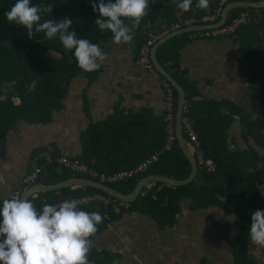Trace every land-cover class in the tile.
Here are the masks:
<instances>
[{
	"label": "trees",
	"instance_id": "1",
	"mask_svg": "<svg viewBox=\"0 0 264 264\" xmlns=\"http://www.w3.org/2000/svg\"><path fill=\"white\" fill-rule=\"evenodd\" d=\"M15 2L16 0H0V158L4 156L5 136L17 122H50L52 113L62 107V99L71 79L83 77L87 87L100 70H81L73 53L66 51L58 39L48 40L44 33H37L29 39L27 30L22 25L9 23L5 16ZM98 2L99 0H31L33 5L52 4V12L44 14L41 22L47 19H71L73 23L69 31L75 30L77 38H87L92 43L99 44L102 49V43L111 39L112 35L108 31L101 32L95 26L99 13L93 12L92 4ZM177 3L178 0H149L148 15L143 18L132 40L134 59L147 29L173 22L176 14L199 17L213 7L212 3L208 10H201L196 7V0H193L192 10L183 12L177 8ZM242 10L248 12L249 23L225 37L231 38L237 45L236 72L245 84L246 97L252 109L257 112L256 115L248 119L244 109L228 99H194L198 91L178 63L179 50L192 39L184 31L161 43L155 51V58L181 86L202 156L213 161L214 169L207 171L204 167H197L194 179L182 185L148 183L126 205H119L118 200L108 196L110 203L107 205L91 203L79 206L85 211H99L104 217L95 236L105 230L108 223L128 212L149 217L158 229L172 227L180 211L179 203L186 199L190 210L229 208L237 225L236 233L228 239L231 264H255L247 253V246L250 241L251 214L257 209L264 210V196L257 188L264 185V6L234 8L228 12L227 18ZM45 52L56 56H45ZM173 96L175 108L174 90ZM80 100L82 112L88 117L84 89ZM233 121L238 123L239 138L243 145H237L231 138L232 147H229L226 131ZM182 137L191 150L184 131ZM163 140L162 113L154 115L145 107L126 114L116 109L105 119L88 123L80 133L82 152L73 157L97 171L110 173L132 167L153 151H159L157 160L143 173L124 181L106 184L125 194L140 177L147 174L175 180L188 175L189 163L176 140L168 151H161ZM50 146L52 149L47 152L50 159H53L60 153ZM43 150L46 147L42 146L36 152ZM35 164L42 166L35 180L42 184H52L73 176L84 177L60 168L53 161L46 162L44 157H40ZM94 191L98 190L81 186L63 187L37 193L34 198L27 200H31L39 211L43 203L50 204ZM115 256V253L106 249L92 248L88 259L91 264H109Z\"/></svg>",
	"mask_w": 264,
	"mask_h": 264
},
{
	"label": "crops",
	"instance_id": "2",
	"mask_svg": "<svg viewBox=\"0 0 264 264\" xmlns=\"http://www.w3.org/2000/svg\"><path fill=\"white\" fill-rule=\"evenodd\" d=\"M212 3L213 0H210L205 10ZM102 51L106 53V59L100 62L96 78L87 87L85 78H72L62 99V107L52 113L50 122L29 124L19 121L6 134L4 156L0 158V205L7 199L16 179L40 157L48 156L45 155L48 149L37 153L38 147L50 143L59 153L78 156L82 152L80 133L89 122L103 120L116 109L126 114L145 107L154 115L162 113L163 102L157 79L135 65L132 41L117 45L111 38L102 43ZM237 56V45L229 37L192 39L187 42L178 52V63L198 91L194 99L224 98L234 103L242 92L246 97L245 84L236 72ZM83 89L88 117L81 108L80 94ZM244 104L248 105V101L245 100ZM52 125L56 128L55 136L48 131ZM179 206L176 222L170 227L177 226L178 231L167 229L172 236L177 235V240L172 241L175 244L174 253L179 249L181 252L182 246H186L194 252L193 256L190 252H184L190 257L189 264H231L228 239L236 233L237 225L230 217L229 208L208 207L201 210H210L209 213L193 216L190 213L194 210L188 208V200L182 199ZM141 215L137 212L123 213L115 221L127 218L141 224L146 221ZM139 218L143 221L140 222ZM225 227L229 230H225ZM108 251L112 252L110 249ZM247 253L255 264H264V247L255 246L249 241ZM174 260L173 264H181L175 257Z\"/></svg>",
	"mask_w": 264,
	"mask_h": 264
},
{
	"label": "clouds",
	"instance_id": "3",
	"mask_svg": "<svg viewBox=\"0 0 264 264\" xmlns=\"http://www.w3.org/2000/svg\"><path fill=\"white\" fill-rule=\"evenodd\" d=\"M154 2V0H152ZM210 0H196L203 10ZM177 8L191 11L193 0H178ZM149 0H99L92 4L99 16L95 26L112 35L119 45L133 40L136 30L148 15ZM52 4L33 5L31 0H16L5 13L9 23L22 25L29 39L44 33L46 39H58L66 51L72 52L78 67L94 72L101 67L106 53L97 43L87 38H77L75 30L69 31L73 21L47 19ZM264 196V185L257 187ZM104 217L99 211H85L74 199L66 198L57 204L43 203L37 210L31 200L5 199L0 206V264H90L88 256L94 247L93 240ZM249 238L253 245L264 247V210L251 214Z\"/></svg>",
	"mask_w": 264,
	"mask_h": 264
},
{
	"label": "built area",
	"instance_id": "4",
	"mask_svg": "<svg viewBox=\"0 0 264 264\" xmlns=\"http://www.w3.org/2000/svg\"><path fill=\"white\" fill-rule=\"evenodd\" d=\"M229 0H213V7L209 12H206L199 17H183L180 14H176V19L167 25H161L158 28L147 29L144 33V38L140 42L137 49V57L134 59V63L137 67L143 71L151 74L157 79V87L162 96L163 110H162V121L164 123V140L162 143L161 151H168L175 140L174 131V96L173 88L170 83L162 77L154 68L151 62V50L155 42L163 36H166L172 32L187 29L190 27H196L201 25H208L201 29H194L186 31L190 39H216L234 34V32L243 25H246L250 21L249 14L246 10L239 11L235 15L226 19L224 23L215 24L219 18L221 8ZM176 103V102H175ZM181 132L184 131L185 135L189 140L191 153L194 157L197 167H204L207 171L214 169V163L209 158H204L199 148V143L196 135L192 129V120L188 115V103L183 100L181 104ZM159 151H153L141 160H139L132 167L105 173L97 171L95 168L86 165L85 163L77 160L73 156H69L65 153H60L55 158L50 159L49 156L45 157V161H53L60 168H63L71 173L80 174L84 177L99 181L103 184H112L119 181H124L128 178L143 173L148 169L158 157ZM42 166L34 164L32 167L22 174L14 182L11 191L9 192L7 199L16 197L19 198L21 191L35 182L38 174L41 172ZM160 186H158L159 188ZM74 199L78 206L87 205L91 203H101L107 205L110 203L109 197L99 191L91 193L81 194L74 197H66ZM54 201L50 204H59L64 199ZM119 205H126V203L120 202Z\"/></svg>",
	"mask_w": 264,
	"mask_h": 264
},
{
	"label": "rangeland",
	"instance_id": "5",
	"mask_svg": "<svg viewBox=\"0 0 264 264\" xmlns=\"http://www.w3.org/2000/svg\"><path fill=\"white\" fill-rule=\"evenodd\" d=\"M44 55L56 56L51 52H45ZM238 89H240V85ZM243 94L244 93L242 92L240 95H238L236 99L237 102L234 103L238 106L240 105L244 109V113L248 119H252L257 112L252 109L251 105H249V102L248 105L245 106L244 102L245 100L248 101V99ZM71 112L72 110L70 113ZM56 119L57 117H55V121H57ZM48 131L50 134L55 136L56 128L53 125ZM226 136L229 147H232L230 142L231 138L237 145H243L239 138V126L237 121H233L231 126L227 129ZM249 143L251 144V142ZM44 147H46L48 150L52 149L50 143L44 145ZM47 154L48 153L45 155ZM209 211L194 210L190 214L193 216L204 215L209 213ZM141 216L146 219L145 222H142L143 219L139 218V221L142 222L141 224L128 221L127 218L124 220L122 219L123 221L121 220L120 222L115 221L113 223H108L105 230L92 239L94 243L93 248L97 250L110 249L112 252H114L116 256L112 260V263L109 264H173L175 261L174 257L176 260H179L181 264H189L190 257L185 255V253L190 252V255L193 256L192 253L194 252L190 250V248L182 246L181 252L179 249V252L174 253L175 244H172V241L177 240V235L172 236L170 233L172 230L178 231L176 229L177 226L174 228L165 227L163 229H158L151 219L144 215ZM230 217L233 219L232 215H230ZM195 220H200V218H196ZM151 227H153V229ZM168 228H170L171 232L167 230ZM225 230L229 229H226L225 227Z\"/></svg>",
	"mask_w": 264,
	"mask_h": 264
},
{
	"label": "water",
	"instance_id": "6",
	"mask_svg": "<svg viewBox=\"0 0 264 264\" xmlns=\"http://www.w3.org/2000/svg\"><path fill=\"white\" fill-rule=\"evenodd\" d=\"M261 6H264V0H260V1L232 0V1H229L221 8L219 18L215 24L219 25L221 23H224L228 17V12L231 9L247 8V7L255 8V7H261ZM206 26L208 25L190 27L187 29H182V30L172 32L158 39L153 45L152 50H151V62L155 70L170 83V85L172 86L176 94V103H175V112H174L175 140L183 156L187 159L189 163V167H190L189 173L185 178L181 180H175V179H171V178L161 176V175L147 174V175L140 177L129 192L122 194L112 189L108 185L100 183L99 181L91 180L86 177L73 176V177L52 183V184H42L39 182H34L32 184H29L21 191L19 198H23L27 200L28 198H34L37 195V193L57 190L63 187L81 186V187H90V188L96 189L111 198H114L123 203H127V202L132 201L134 197L137 195V193H139L140 190L143 187H145V185H147L148 183L159 182V183H166V184L175 186V185L186 184L190 182L191 180H193L195 173H196L197 166H196L194 157L190 149L184 142V139L182 137V132H181V124H180L181 104L184 100L183 90L181 86L158 64L155 58V51L161 43H163L164 41H166L167 39L173 36L181 34L184 31L186 32V31H190L194 29H201Z\"/></svg>",
	"mask_w": 264,
	"mask_h": 264
}]
</instances>
